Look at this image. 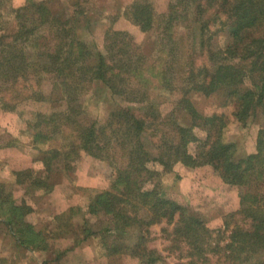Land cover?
<instances>
[{"label": "trees", "instance_id": "trees-1", "mask_svg": "<svg viewBox=\"0 0 264 264\" xmlns=\"http://www.w3.org/2000/svg\"><path fill=\"white\" fill-rule=\"evenodd\" d=\"M12 1L0 0V109L43 101L45 80L61 88L64 101L59 110L37 111L28 124L33 143L59 139L60 146L43 150V169L13 170L15 182L47 192L51 174L68 171L84 153L108 162L113 174L85 213L100 216L103 227L94 232L83 226L78 242L99 237L106 257L125 254L136 264H158L165 258L150 245V228L164 221L169 250L184 251L181 263L217 254L227 264H264V126L254 152L236 157V144L225 138L229 117L204 115L193 103L197 93L222 92L242 124L264 116V0H168L164 9L156 0H133L125 16L154 38L147 48L114 28L103 32L100 46L86 41L76 29L80 9L54 10L49 0ZM224 28L229 42L213 47V36ZM92 84L138 107H118L99 124L84 107ZM156 93L167 96L165 110L153 102ZM176 164L208 166L236 189L240 221L228 234L213 238L202 217L152 185L158 171L150 165L168 172ZM73 210L65 213L70 220ZM31 211L0 186V222L26 249L46 250L49 234L26 220ZM71 225L61 222L57 229ZM60 256L43 264H58Z\"/></svg>", "mask_w": 264, "mask_h": 264}, {"label": "rangeland", "instance_id": "rangeland-1", "mask_svg": "<svg viewBox=\"0 0 264 264\" xmlns=\"http://www.w3.org/2000/svg\"><path fill=\"white\" fill-rule=\"evenodd\" d=\"M24 0H13L14 4ZM133 0H49L54 10L65 9L71 12L76 9L78 20L77 32L88 42H96L98 46L103 32L114 28L129 33L139 45L152 47L154 38L143 33L126 16L125 11ZM157 6L164 9L168 0H156ZM230 40L229 30L224 28L215 33L211 45L222 48ZM40 90L46 95L43 101L29 99L20 103L14 110L0 109V186L12 191L17 203L24 202L32 211L26 216L36 230L49 234L46 250L26 249L11 235L6 225L0 222V264H43V261L62 254L58 264H136V259L125 254L104 256V248L100 238L90 237L78 242L82 237L83 226L94 232L101 230L103 221L100 216L86 215L87 204L92 196L109 185L113 170L108 162L82 153L72 164L71 169L51 174L49 184L52 188L47 192L32 189L28 184L15 182L13 170L32 168L43 169L41 156L46 147H59L56 139L47 144L33 143L34 130L29 123L35 120L37 111L59 110L62 108L63 93L61 88L50 81L41 82ZM165 94L156 93L153 102H158V109L168 106ZM195 107L204 115L225 114L229 117L225 138L236 144V157L246 156L255 150L258 129L264 126L261 113L250 116L244 124L231 115L232 107L222 92L205 96L197 93L193 96ZM85 111L102 124L108 114L116 108L138 107L133 103L113 96L109 89L102 85L92 84L84 97ZM65 152V150H62ZM158 171L153 183L165 193L183 203L188 212L202 217L212 230L213 238H221L229 233L233 224L240 221V215L234 214L239 208V199L235 188L225 184L208 166L186 168L176 164L172 171L165 172L162 167L150 165ZM73 207V217L65 215ZM233 213V214H231ZM70 222L67 230L58 231V224ZM164 221L151 226V246L156 247L164 256L158 264H186L179 261L181 252L169 250V243L162 229L167 228ZM215 241V240H214ZM218 256V257H217ZM257 259V258H255ZM180 262V263H177ZM198 264H227L219 255H208L206 261ZM247 264V263H246ZM248 264H254L249 262Z\"/></svg>", "mask_w": 264, "mask_h": 264}]
</instances>
